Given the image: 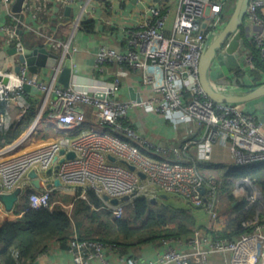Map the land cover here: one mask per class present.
I'll list each match as a JSON object with an SVG mask.
<instances>
[{
    "label": "built area",
    "instance_id": "built-area-1",
    "mask_svg": "<svg viewBox=\"0 0 264 264\" xmlns=\"http://www.w3.org/2000/svg\"><path fill=\"white\" fill-rule=\"evenodd\" d=\"M75 1L54 0L60 9L56 15L60 23L65 20V8ZM226 1L168 0L163 4L159 0H135L143 5L139 11L140 20L135 27L125 29L123 46L102 45L95 56L94 70L103 72L109 64L115 63L118 71L112 80L93 78V90H81L71 83L68 86L58 83L66 59H70L73 72L74 64L68 56L77 50L74 34L80 28L81 16L71 20L72 32L65 38L49 31L38 32L41 47L48 46L58 56L57 63L50 69L49 80L43 81L38 72L30 73L23 64H18L20 69L17 73L5 67L0 70V113L15 105L21 117L30 109V101L22 89L24 84L36 87L42 94L35 118L25 134L0 149L1 191L9 193L20 188L21 195L29 192L28 209H39L53 207L50 197L54 190L71 191L74 189L68 185H81L80 197L86 198L85 191L94 190L103 201V207L116 218L122 217L125 207L139 197L144 196L150 201L159 193L177 195L193 207H202L212 224L193 230L185 238V243L191 248L190 253L171 245L172 241L182 242V238H162L158 240L161 249L156 260L139 263L130 258L126 264H207V256L212 253L229 255L231 264H264L263 191L249 176L237 178L232 193L236 199L246 202L244 211L253 209L254 215L247 218L244 212L239 213L238 225L243 232L235 240L214 239L212 229L221 221L218 204L223 180L217 176H205L196 162L187 159L190 146L196 144L201 148L203 160L210 161L213 145L219 144L230 151L237 166L264 163V122L259 115L249 110L246 103L210 99L200 84V59L206 45L226 25L223 21ZM12 3L13 0H0L7 15L16 21L1 26V31L6 42L16 48L18 56L25 48L18 34V24L23 22L13 16ZM49 4V0H23L21 13L46 25ZM263 10L264 0H249L240 30L247 40L254 42L264 60V19L260 13ZM243 37L234 56L237 59L243 57L247 68H253L244 51ZM232 38L233 34L229 35L219 51H226ZM127 74L139 76L143 85L150 87L156 95L146 98L140 95L139 100L122 99L121 81ZM215 74L219 79H225L220 83L210 72L213 88L221 93L234 95L246 89L239 87L226 72L217 71ZM4 78L6 82L2 80ZM250 78L247 73L244 77L246 86ZM138 107L162 114L174 127L195 123L202 127V137L174 145L142 137L129 118L130 111ZM3 127L0 122V130ZM39 128L50 130L53 138L25 146L27 139L40 131ZM71 151L75 157L65 159L57 167L58 160ZM109 155L115 161L110 160ZM121 161L133 165L135 170ZM51 167L52 173L47 175L46 171ZM32 170L36 171L42 189L31 185L28 174ZM139 171L145 174L144 179L138 175ZM55 178H59L65 187H44ZM203 188L205 193L201 191ZM104 194L109 199L123 196L129 199L112 205L103 199ZM61 206L70 213L72 203H61ZM67 247L74 264L103 260L106 249L119 248L114 244L81 240L77 234L70 238Z\"/></svg>",
    "mask_w": 264,
    "mask_h": 264
},
{
    "label": "crops",
    "instance_id": "crops-1",
    "mask_svg": "<svg viewBox=\"0 0 264 264\" xmlns=\"http://www.w3.org/2000/svg\"><path fill=\"white\" fill-rule=\"evenodd\" d=\"M15 1L16 0H13V3L11 5V12L13 13V16L19 18L24 24V26L23 24H18V34L23 40H25V48L32 49L42 46L41 38L38 36V32L40 31H49L54 33L57 37L65 38L72 32L71 20L81 16L80 23H82V21L88 20L94 21V26L90 32H86L79 28V30H77V32L74 34V44L76 45L77 50L70 53V55L68 56L72 59V62L74 64L71 84L81 90H93L94 87L91 86L93 84V78L98 77L100 79L112 80V78L116 75L118 67L115 63L109 64L103 70V72L94 70L96 52L102 45L121 48L125 42V29L135 27L138 24L140 20L139 11L143 7L141 3L126 2L125 0H76L72 5L69 6L70 13L68 15L64 13V22L60 23L56 17L60 9L55 4L54 0H49V20L48 24L44 25L33 20L26 13H21L22 11L20 13L13 12L12 6ZM106 2L110 4L109 6H107V8L105 7ZM111 4H113L112 8ZM9 20L10 18L5 11V8L1 7L0 4V51L7 52L11 48H13L6 42V36L1 31V26L9 24ZM29 28L32 29V31H30ZM33 31H36V33ZM18 64H20V62L18 61V56L15 53L7 56L4 67L8 70H14V67H16ZM51 74L52 71L46 68H42L38 71V76L43 79V81H48ZM120 88V97L125 100L130 99V89L144 98L153 94L156 95L155 93H153L150 87L143 85L139 76L133 74H127L122 78ZM25 93L30 99H33L35 102L37 101L36 105L37 107H39L42 94L39 92ZM246 106L249 110L258 114L264 122V97L246 103ZM89 117L91 116L88 114V119ZM20 118L21 117L19 116V109L15 105L12 106L9 111H2V113H0V122L3 123V129L5 130H8L10 128L12 129V127L20 121ZM129 118L132 122V126L136 129V131L142 129V131L144 132V135L142 136L137 131L140 136L164 145L179 144L182 141H186L189 139L200 140L202 137V127L195 123L180 124L177 127H174L173 124L162 114L158 112H147L141 107L132 109L130 111ZM89 121H91V119H89ZM31 139L32 137H29V139H27V142H29ZM187 159L192 162H196L200 166L205 176L218 175L215 168L207 165V163L210 161L211 163H213V165L235 164L230 151L227 148L220 146L219 144L213 145L210 161L206 162L203 160L201 148L196 144H192L190 146ZM210 172H212V174L206 175V173ZM167 195L168 194L166 193H159L156 199H158V197L160 196L162 199L167 200ZM172 196L179 197L177 195ZM164 202L166 203L167 201ZM154 203H158V201L156 200L154 201ZM17 204L14 210L9 213L5 212L2 205L0 204V223L6 220H17V218L20 216L16 214ZM235 204L236 203H233V205ZM218 205V212L221 221L214 225V228L212 229L213 233L223 231L225 229L231 231L232 228L234 229L235 227H237L236 222H238L239 213L230 212V210L226 206L224 195L222 193H220ZM174 206L183 209L187 213H190V211L186 208L178 205ZM196 208L197 210H200L198 207ZM209 219L204 224H195L193 230L197 228L204 229L209 227L212 224L211 219ZM188 235L189 234L179 237L182 238V242L172 241L171 245L184 253H190L191 248L184 241ZM160 249L161 246L158 240L147 242L144 244H136L127 248L119 247L116 249L113 248V250L106 249L104 251L103 260L95 259L90 264H126V260L130 258L138 261L139 263H145L156 260ZM30 264L74 263L72 260V255L68 251V247L66 245H63L58 240H51L45 244L44 250L40 252ZM207 264H231L230 256L220 253L209 254L207 256Z\"/></svg>",
    "mask_w": 264,
    "mask_h": 264
},
{
    "label": "trees",
    "instance_id": "trees-1",
    "mask_svg": "<svg viewBox=\"0 0 264 264\" xmlns=\"http://www.w3.org/2000/svg\"><path fill=\"white\" fill-rule=\"evenodd\" d=\"M163 4L168 0H159ZM105 3V7L109 6ZM264 19V10L260 12ZM10 18V17H9ZM49 20V19H48ZM10 24L15 22L9 20ZM94 26L93 20L82 21L81 30L90 32ZM243 30V29H242ZM244 51L253 68L237 67L226 74L233 77L239 87L249 88L264 83V60L252 40H247L243 32ZM23 40V39H22ZM23 45L25 40L22 41ZM224 70V66H222ZM226 72V71H225ZM249 73L251 78L246 84L244 77ZM246 86V87H245ZM249 86V87H248ZM30 109L21 116L20 121L12 129L0 130V149L11 143L25 132L33 122L37 101L30 99ZM36 135V133L34 134ZM207 165L217 170V177L223 180L221 193L231 213L244 212L247 218L254 215V210H245L246 202L234 197L232 190L237 178L249 176L264 193V163L237 166L235 164ZM28 194L19 198L16 214L17 220H6L0 223V264H30L44 250L48 241L58 240L68 246L70 238L77 234L81 240L97 241L119 247H130L136 244L157 241L159 239H177L190 234L195 227V220L183 209L168 202H150L142 196L125 207L122 217L116 218L104 208V203L94 190H86V198L80 197L82 189L71 191L56 189L51 193L52 208L28 209ZM61 203H72L70 213H67ZM233 203H236L233 205ZM219 211V209H218ZM242 217V214H240ZM264 218V215H262ZM237 227L213 233L214 239L235 240L243 230Z\"/></svg>",
    "mask_w": 264,
    "mask_h": 264
},
{
    "label": "water",
    "instance_id": "water-1",
    "mask_svg": "<svg viewBox=\"0 0 264 264\" xmlns=\"http://www.w3.org/2000/svg\"><path fill=\"white\" fill-rule=\"evenodd\" d=\"M248 1L249 0H236L235 10L231 15L229 21L219 32L217 37L206 45L200 59V64H199L200 84L206 96L217 102L249 103L264 97V83H261L254 87L246 88L245 90H243L238 94L226 95L224 93L215 90L211 84V79H210V72L214 60L218 55L219 49L221 48L222 44L229 35L233 34V38L226 47V52L235 55V53H237L239 50L240 40L243 37L242 31L240 30V26L244 22ZM132 2H135V0H133ZM22 3L23 0H16L12 6V11L15 13H20L22 11ZM64 13L68 15L70 13V7H66ZM15 53H16L15 47L11 48L7 52L0 51V70L4 68L7 56ZM57 60H58V56L52 53L49 50L48 46L35 47L32 49L24 48L22 53L18 55V61L20 62V64L25 65L30 73H37L42 68L52 69L57 63ZM19 69H20V65H17L14 68V71L17 73ZM72 76H73V72L71 68L70 59H66L63 68L58 76V83L63 86H68L71 83ZM0 80H1V76H0ZM2 80H4V82L7 81L6 78ZM22 89L27 93L39 92L36 87L27 84H24L22 86ZM129 92H130V99L139 100V98L141 97L132 89H130ZM137 131L142 136L144 135L142 129H139ZM61 154H64V151H61ZM74 157H75V153L73 151L67 152L64 158L58 160L56 166L58 167L59 164H61L65 159H72ZM108 158L112 161H115V158L111 155H109ZM121 163L127 165L129 169L135 170V167L133 165L125 161H121ZM51 173H52V167L46 171L47 175H50ZM138 175L142 179L145 178V174L141 171L138 172ZM28 177L31 179V185L35 189H42V185L39 179L37 178V173L35 170L30 171ZM53 186L57 188L65 187L59 178H55L52 182L46 183L44 187L49 189ZM68 187L71 189L82 188L81 185H68ZM201 191L202 193H205V188L201 189ZM20 195H21L20 188H16L14 191L7 193L1 191V186H0V204L2 205L5 212L9 213L14 210L16 204L19 201ZM103 199L105 201H109V203L112 205H117L119 204L120 201L122 202L127 201L129 197L123 196L120 199L118 198L109 199L108 195L104 194ZM156 200H157L156 198H152L150 199V202H154ZM198 208L201 209L202 207H198Z\"/></svg>",
    "mask_w": 264,
    "mask_h": 264
},
{
    "label": "rangeland",
    "instance_id": "rangeland-1",
    "mask_svg": "<svg viewBox=\"0 0 264 264\" xmlns=\"http://www.w3.org/2000/svg\"><path fill=\"white\" fill-rule=\"evenodd\" d=\"M235 6H236V0H227L226 1L225 10L223 12V17H224L223 21L225 23H227L229 21L231 15L233 14V12L235 10ZM244 55H245V53H242V56H244ZM244 61H245V59L243 60V57H241V58L239 57V60L238 59L236 60V57L234 55L227 53L225 50H220L218 52V57L215 60V62L213 63L212 69H211L214 79L216 81L222 83L223 81H225V79L224 78L219 79L215 73L217 71H221V73L225 74V71H226V73H228L229 70L234 71V70H236L237 67L245 68L246 66L242 65V63ZM244 64H245V62H244ZM222 66H224V70L222 69ZM39 129H40V131H37L36 135H32L31 136L32 139L25 146H31L32 144L44 143V142H47L53 138L54 135L52 134V132L50 130H48L46 128H44V130H41L42 128H39ZM209 174H212V172L206 173V175H209ZM160 196L157 199L158 202L167 201L170 204L172 203L174 205H178V206H181L183 208L188 209L190 211V213H188V214L195 220L196 224H204L209 219V214L205 210H203V209L197 210L196 207L191 206L187 201H185L181 197H173L172 195L168 194L167 195L168 199L164 200Z\"/></svg>",
    "mask_w": 264,
    "mask_h": 264
}]
</instances>
